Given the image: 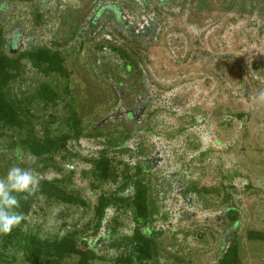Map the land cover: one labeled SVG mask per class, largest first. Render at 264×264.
Wrapping results in <instances>:
<instances>
[{"label": "rangeland", "instance_id": "rangeland-1", "mask_svg": "<svg viewBox=\"0 0 264 264\" xmlns=\"http://www.w3.org/2000/svg\"><path fill=\"white\" fill-rule=\"evenodd\" d=\"M0 33L7 55L47 47L69 71L67 80L46 76L23 59L28 79L12 81L8 94L42 82L70 92L55 109L33 105L37 137H66L54 154L59 169L18 161L20 136L5 127L0 176L32 167L84 203L39 194L21 234L76 233L79 252L104 258L88 264H114L125 250L111 241L137 229L157 248L146 264H219L230 244L238 264H264V0H0ZM67 105L78 136L64 121ZM137 187L151 213L145 225L134 221ZM2 244L0 264H30L14 242Z\"/></svg>", "mask_w": 264, "mask_h": 264}, {"label": "trees", "instance_id": "trees-1", "mask_svg": "<svg viewBox=\"0 0 264 264\" xmlns=\"http://www.w3.org/2000/svg\"><path fill=\"white\" fill-rule=\"evenodd\" d=\"M23 2H33L35 0H19ZM84 1V0H80ZM5 44V38L0 33V49ZM5 46V45H4ZM113 51L116 50L118 54L124 58H127L124 49H119L110 46ZM26 59L30 66L35 68L39 73L43 75L57 74L60 77L69 79V71L64 66V57L58 52L48 49L47 47H40L36 49H27L20 53L16 58L7 55L3 50L0 51V128H11L17 132L20 136L19 146L36 156L37 162H43V169L40 172L45 171L46 168L60 167L57 163L53 162L54 154L60 149V141L64 140V137L51 136L49 131H45V135L37 137L34 131V107L33 105L41 108V111H47L48 109H55L59 100H62L64 95L69 96V90L65 88V93L61 94L56 86L49 85L47 83H39L36 88L31 89V93L26 91H19L18 93L8 94L9 84L15 80L28 79L26 71L22 72V60ZM132 65L134 62L131 60ZM130 65H125L127 72L130 71ZM65 81V80H64ZM62 81V82H64ZM67 87V86H65ZM67 114L64 121L68 123L70 129H74L75 135L80 134L79 118L78 114L70 109L67 105ZM55 118L50 116V121L54 122ZM66 139V137H65ZM98 163V162H97ZM100 164L101 178L106 175L108 168V160L103 157ZM59 169V168H58ZM60 181H40L38 191L31 195L20 198L19 211L26 216L31 208L33 202L39 194L44 197H54L58 201H62L67 204H79L84 205L80 196L76 194L66 192L60 185ZM138 186V185H137ZM136 198L132 205L134 206V221L139 225H145L150 219V211L145 204V197L143 198V190L136 188ZM142 190V191H141ZM78 202V203H76ZM97 214V227L101 218L103 217V207L100 202L95 206ZM233 215L235 210L232 209ZM236 214V213H235ZM233 224H236L237 219H231ZM19 227V226H18ZM18 227L13 229L10 234L0 235V240L3 243L2 246L12 244L17 246L19 251L25 252L30 257V264H55L63 260L69 255H79L78 264H88L89 262L104 259L96 255L95 250L87 248L84 252H79L76 249L75 240L76 233L65 235L62 239H54L52 241H40L39 239L31 236H24L18 230ZM115 232V231H114ZM155 241L147 237V233H142L139 229L135 230L131 237L123 238L121 240L111 241L110 246H124V255L114 260V264H146L147 261L154 258L157 254ZM87 245L86 242H83ZM219 264H238L236 247L232 244L224 253L220 259Z\"/></svg>", "mask_w": 264, "mask_h": 264}, {"label": "clouds", "instance_id": "clouds-1", "mask_svg": "<svg viewBox=\"0 0 264 264\" xmlns=\"http://www.w3.org/2000/svg\"><path fill=\"white\" fill-rule=\"evenodd\" d=\"M18 161L28 160L35 164L37 157L22 147L15 150ZM40 185L38 173L32 167L14 164L0 176V235L10 234L23 221L20 209V198L35 194Z\"/></svg>", "mask_w": 264, "mask_h": 264}, {"label": "flooded vegetation", "instance_id": "flooded-vegetation-1", "mask_svg": "<svg viewBox=\"0 0 264 264\" xmlns=\"http://www.w3.org/2000/svg\"><path fill=\"white\" fill-rule=\"evenodd\" d=\"M118 14H119V12H117L115 15H116V18H118ZM128 28V27H127ZM148 29H144V31H141V33H143V32H147V34H149L150 32H152V30H149V28H152V26L151 27H147ZM130 29V28H129ZM149 30V31H148ZM131 32H132V29L130 30ZM135 31V30H134ZM145 160H143V162H144ZM144 163H148V162H144Z\"/></svg>", "mask_w": 264, "mask_h": 264}]
</instances>
